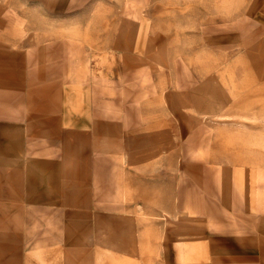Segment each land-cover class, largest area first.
Instances as JSON below:
<instances>
[{"label": "crops", "instance_id": "obj_1", "mask_svg": "<svg viewBox=\"0 0 264 264\" xmlns=\"http://www.w3.org/2000/svg\"><path fill=\"white\" fill-rule=\"evenodd\" d=\"M35 1L58 22L79 9ZM11 11L0 0V264H264V183L183 159L189 120L148 110L169 96L138 79L149 46L122 19L106 37L67 19L22 34Z\"/></svg>", "mask_w": 264, "mask_h": 264}, {"label": "rangeland", "instance_id": "obj_2", "mask_svg": "<svg viewBox=\"0 0 264 264\" xmlns=\"http://www.w3.org/2000/svg\"><path fill=\"white\" fill-rule=\"evenodd\" d=\"M78 1V10L54 14L58 22L49 12L36 11L35 0H8L21 9L10 15L22 34L49 31L51 22L67 19L83 23L90 37H106L115 31L104 27L106 21L122 19V36H135L142 54L149 46L138 79L169 96V109L154 105L148 110L189 120L180 140L183 159L242 164L252 183H264V0ZM113 1L121 11L97 10ZM86 3L92 9L80 10ZM174 78L180 83L174 85ZM176 149L169 150L171 164L178 159ZM108 238L111 243L113 237Z\"/></svg>", "mask_w": 264, "mask_h": 264}]
</instances>
